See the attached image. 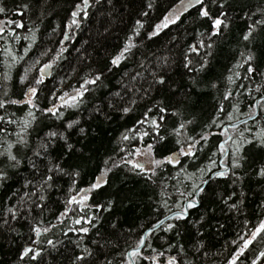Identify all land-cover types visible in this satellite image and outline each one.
I'll use <instances>...</instances> for the list:
<instances>
[{"label":"trees","instance_id":"1","mask_svg":"<svg viewBox=\"0 0 264 264\" xmlns=\"http://www.w3.org/2000/svg\"><path fill=\"white\" fill-rule=\"evenodd\" d=\"M150 2L152 8L147 7L149 0H111V3L100 0L98 4L93 0L87 19L82 18L83 13L77 17V28L71 25L72 13L81 0H4L8 11L7 14H0V27L5 28L3 38H0V98H4L3 92L7 91L10 98L21 99L26 85L20 84V78L24 76L25 70H29L27 83L30 84L37 76L38 69L47 62L54 61V66L51 75L40 86V108L50 107L54 103L59 105L61 101L58 97L74 87H81L83 79L89 78V73L103 74L102 84L88 85L93 90L85 93L78 108H61L63 119L36 113L39 119L30 137L31 142L39 143L49 130L63 133L66 141L56 138L55 147L50 149V159L58 161L67 173H79L78 176L64 175L58 180V187L49 193L48 209L43 219L46 225L50 222L58 227L52 229L47 237L63 243L58 244L59 251H53L50 256L45 254L44 264H67V258L79 251L75 241L80 237H83L82 244L89 247H96L91 245L92 239L99 240L105 249L101 259L106 256L113 264H119L146 232H152L153 235L148 239L151 248L142 249L143 255H151L152 248L164 251L165 257L177 255L175 247L171 251L166 249L169 245L183 244L187 258L193 260L194 264H228L243 243L240 236L264 220V178L257 175V170L264 166V147L245 145L243 155L247 159L242 162V168L234 170L235 176L231 171L227 177L213 176L214 172L223 171L225 165L230 164L232 140L238 138L239 132L244 131L245 136L251 137L264 129V107H261L264 104V76L261 75L264 73V28L254 34L252 42L243 40L248 26L261 19L260 10L264 9V0H219L224 3V8L212 7L211 12L213 16H224L226 13L227 27H222L221 34L212 36L210 41V22L199 18L196 8H189L176 24L159 36L148 39L147 33L152 31L154 24L179 0ZM23 4L28 5V10L21 16L18 13ZM145 11L149 13L147 17L142 15ZM9 20L16 24L23 23L25 27L16 28L15 24L7 23ZM137 20L144 23L140 35L135 37L134 42L138 47L132 50L129 59L119 68L109 71L111 58L133 35ZM28 29L36 34L34 42L23 39L26 35L30 36ZM12 31L21 37L19 41L10 34ZM200 33H204V36L201 37ZM201 39L205 45L211 43L212 47L200 48L198 54L191 52L189 45ZM28 44H32V48L22 60L14 61L11 55L6 54L5 49L10 48L13 55L20 57ZM249 51L255 57L252 62L256 69L254 79L243 78L247 75L245 69L248 65L236 67L238 62L243 64L241 53L247 54ZM57 54L61 57L58 61L55 60ZM164 56L169 57L171 64L168 78L171 88L155 89L150 98L143 100L137 97L138 104L126 115L119 111L121 105L127 106L129 99V95L122 91V86L128 83L130 76L140 71L139 63L143 61L147 66ZM37 59L39 64L35 63ZM186 59H190L196 67L201 61H206L207 68L199 74L190 72L184 67ZM230 75L234 82L227 80ZM193 77L196 79L195 85ZM212 84L217 87L213 88ZM228 91L233 95L225 100L224 95ZM117 92L125 96L123 102L114 95ZM157 101H163L171 111L179 110L182 113L180 117L171 114L166 116L162 134L167 135L182 119L192 121L187 125L186 135L195 138H199L202 132L212 135L208 141L201 142L203 151L197 153V158L181 157V165H165L163 170L156 169V175L152 176L151 172L132 171L130 165H123L121 161L122 158L134 159L135 156L129 153L138 147L144 148L150 142L149 137L141 141L129 130L148 128L147 124L141 126L138 122L145 119L147 109H154V102ZM221 105L223 112L220 111ZM237 107L239 111H236ZM27 111V105H11L7 115L20 120ZM250 112L257 115L255 120L249 117ZM0 114H5L4 110H0ZM214 120L216 123L212 124ZM71 121L79 123L67 129V123ZM8 127L11 131L16 125ZM81 128L84 129L83 133L80 132ZM125 134L135 138L124 140ZM174 140L175 137H170L164 144L156 145V158L175 151ZM222 143H225L228 153H220L218 145ZM69 144L72 145L71 151L67 148ZM213 159L216 165L212 164ZM114 163L121 166L113 167ZM106 168H111L106 177L107 184L89 193L90 198L86 203L90 207L81 212L78 205H70L76 211L69 212L67 219L60 224L58 217L65 211L64 201L69 195H77L73 189L89 188ZM208 168H212V172H208ZM201 169L205 172L201 173ZM30 172V167L24 165L15 174H10L8 183L0 187V213L7 215L5 208L12 205L14 193L21 190L25 179L30 178ZM202 178L208 180L207 184H201L204 192L191 197L198 200V206L189 210L187 220L171 219L177 210L175 205L186 203L189 199L187 194ZM233 193L229 203L236 202L241 211H229L223 203ZM163 200L172 206V211L161 208ZM80 216L98 217L94 221L96 227L91 228L84 223V227L91 228L89 234L69 232L65 237L64 232L68 228L80 227L74 224V220ZM160 220L165 223L160 229H153V225ZM168 224H176L180 235H176L175 229L172 232L164 231ZM30 236L34 234L25 220L12 221L11 226L0 228V264H28L27 260L21 262L19 256L24 247L31 245ZM197 242L204 244L200 253L193 248ZM260 251H264V238H258L238 264H252ZM165 257L160 258L161 264H164ZM259 264H264V258L259 259Z\"/></svg>","mask_w":264,"mask_h":264},{"label":"snow or ice","instance_id":"2","mask_svg":"<svg viewBox=\"0 0 264 264\" xmlns=\"http://www.w3.org/2000/svg\"><path fill=\"white\" fill-rule=\"evenodd\" d=\"M111 3V0H108ZM226 2V0H225ZM95 3H100V0H95ZM93 0H81V4L76 5V11L72 13L71 25L79 27V20L77 17L81 16L83 13V19L88 17V9L92 7ZM152 3L149 0L147 4L148 8H152ZM218 6L220 9L224 8V3H220L219 0H179V3L172 8L163 18L155 23L152 31L147 33L148 39H153L154 37L159 36L164 30L168 29L171 25L176 24L180 17L189 9L196 8L199 18L206 19L210 22L211 32L208 35L209 41L212 36H219L221 34L222 27H227V21L225 19L226 13L224 16L216 15L213 16L211 12L212 7ZM28 10V5H21V11L18 13L23 16ZM7 8L4 6V0H0V14H7ZM142 15L147 17L149 13L147 11L143 12ZM261 19L254 21L248 26V31L243 36V40L246 42H252L255 39V33L260 29L264 28V9L260 10ZM9 24H15L16 28L23 29L25 25L23 23L16 24L15 21H7ZM70 25V26H71ZM144 28V23L141 20H137L134 28L133 35L127 38V42L124 44L123 48L115 54L111 60L109 71L112 68H119L120 65L129 59L132 54V50L137 48L138 45L134 42L135 37L140 35L141 29ZM30 36L26 35L23 37L24 40L31 39L33 42L36 40V34L31 29H28ZM5 32L4 27H0V38H3ZM17 41L21 39L15 31L10 33ZM200 36L203 37L204 33H200ZM67 38V37H66ZM208 47L211 48L212 44L209 43L205 45L204 40H199L196 44H190L189 49L193 53H197L200 48ZM32 44H28L23 49V55L17 57L12 54L11 49H5L6 54L11 55L14 61L22 60L24 56L28 54ZM63 49L62 51H66ZM47 53H42L46 55ZM210 54V53H208ZM187 56V53H185ZM241 56L244 57L243 64L237 63L236 67H243L244 64L248 65L245 69L247 75L243 77L244 79H254V74L256 69L252 66L254 61V55L249 51L247 54L241 53ZM60 54H57L55 60H59ZM36 64H39V59L36 60ZM54 66L53 62H47L38 69V74L33 78L32 82L28 84V71L25 70L24 76L20 78V84L26 85L22 91L21 99H12L8 96L7 91L3 92V97L0 98V110H4L5 114H0V187L6 185L10 179V174H15L20 170L24 165L30 167V178L25 179V183L22 185L21 190L17 193H14L15 199H12V205L5 208L7 215L0 213V228L5 225L11 226L12 221L25 220L29 222L30 232L34 236H30L31 245L23 248L22 253L19 256L21 262L28 261V264L32 262H38V264H44L45 254L50 256L53 251H59L58 244H62L63 241H54L51 238L47 237V234L52 231V229L57 228L56 224H45L43 219V214L48 209V200L50 198L49 193L58 187V180L64 175H73L78 176L79 173H67L63 169L58 161H53L50 159L52 153L51 148L55 147L56 138L59 137L62 140L66 141V137L63 133H58L54 130H49L44 134V137L39 141V143H32L30 137L32 132L36 130L37 127V117L36 113L39 112L41 116L54 117L57 120L63 119L64 113L61 111V108H78L79 105L84 100V95L88 91L93 89L89 88L88 85H97L103 83V74L89 73V78L83 79L81 87L73 88L71 92L61 94L58 99L61 101L59 105L52 104L50 107L40 108L38 103V94L41 92L40 86L45 83V78L51 75V70ZM184 67L190 72L199 74L207 68V62L201 61L199 67H196L190 59H186L184 62ZM140 71L135 72L134 75L129 77L128 83L123 84L122 91L129 95L127 100V106L121 105L119 111L123 114H128L132 112L139 100L145 98H150L151 93L155 89L163 90L164 88H171V85L168 83L169 71L171 69V64L169 57H159L153 64L145 65L141 61L138 65ZM147 73V75H145ZM234 75L239 76V73H234ZM264 76V73H261ZM125 76H128V73H125ZM229 82L233 81V76L230 75L227 77ZM196 84V79L193 77V85ZM147 85V87H145ZM213 88L217 87L216 84L211 85ZM243 87V85H241ZM259 87L257 91H259ZM116 97H119L120 101L125 100V96L121 92L114 94ZM233 95L231 91L226 92L224 99L228 100ZM251 95V91H249ZM139 97V100L137 99ZM155 107H149L145 113V119L140 120L138 123L143 126L148 125L147 129L141 128L138 130L136 128L130 129L129 131L135 133V137H138L139 140L143 141L145 137H149L150 142L146 143L144 148H136L134 152L129 153L130 156L144 157V160H133V159H124L122 158L121 164L130 165L132 171H138L140 173L151 172L152 176L156 175V169H164L165 165H181V157L184 158H197V153L203 151L202 141L206 142L209 140L212 133L202 132L199 138L190 137L186 135L187 125L191 124L192 121L180 120L177 125H174L170 132L167 135L162 134V129L164 127V121L166 116L171 114L172 116L180 117L182 113L177 111H171L168 106L164 104L163 101L154 102ZM11 105L16 106H28V111L26 116L23 119L16 120L9 118L7 115V109ZM261 107H264V104H261ZM220 111L223 112L224 108L221 105ZM236 111H239V108H236ZM151 114V115H149ZM13 116L15 113L12 114ZM249 117L253 120L257 118V115L254 113H249ZM152 116H156L155 119ZM229 120H231V115H229ZM79 121H71L67 123V129H71L74 125L78 124ZM216 121H212V124H215ZM16 125V128H13L11 131L8 126ZM248 132H252L251 129H247ZM80 132L83 133L84 129L81 128ZM227 132V129H225ZM9 137H14V139H9ZM135 137L125 134L123 136L124 140L133 139ZM170 137H175L174 143L176 145L175 151H171L170 154L162 157L156 158L155 147L156 145H162ZM229 140L232 137H228ZM227 143V141H225ZM225 143L219 144L218 148L220 153H228V148L225 147ZM233 151L232 159L230 164H226L223 171H217L213 173V176L218 177H227L229 172H232V175L235 176V169L243 167V161L247 159L243 155V150L245 145L255 144L257 147H264V129L260 132H256L251 137L245 136L244 131L239 132L238 138L232 140ZM199 146V147H198ZM69 151L72 149V145H67ZM30 153V154H29ZM215 153L213 154V156ZM107 163V162H106ZM121 164L114 163L113 167H120ZM212 164L216 165V161L213 159ZM111 171V168H106L101 176L96 178V181L87 189L76 190L77 195H69L68 198L64 201L65 211L60 213V224L64 223V219H67L68 213L76 211L71 209L70 205H78L79 211L83 212L85 208L90 207L86 202L88 201L89 193L99 189L104 184H107V174ZM201 173H204L205 170L201 169ZM208 172H212V168L207 169ZM257 175L260 178H264V166L260 167L257 170ZM151 178V177H149ZM208 180L201 179L199 184L193 185L192 192H189L187 195L189 199L186 203L176 204V211L173 212L171 219L173 220H187L188 212L190 209H193L198 206V200L192 199L193 196H199L204 192V188L201 187V184H207ZM232 195H229L228 199L223 200V203L227 205L229 211H241L239 205L236 202L229 203V200L232 199ZM79 196V198H77ZM11 199V198H10ZM100 207V206H97ZM161 208L172 211V206H170L167 200H163L161 203ZM160 211V209H157ZM63 218V219H61ZM98 217L87 218L86 216H80L74 220L75 225H80L79 228L70 227L67 231L64 232V236L67 237L69 232H79L85 235L89 234L91 228H95L96 225L94 221ZM87 223L90 227H84L83 224ZM165 222L160 220L157 224L153 225V229H160L161 225ZM115 228V225H113ZM176 230V235H180V232L176 224H168L167 228L164 231L172 232ZM15 231V229H12ZM99 235V233H97ZM153 235L152 232H146L145 236L138 239L132 251L127 252L126 258H122L119 261V264H161V257H165L164 251H159L158 249L152 248L151 255H143L142 249L151 248V244L148 243V239ZM202 235V234H201ZM43 238V239H42ZM258 238H264V220H261L258 225L253 226V229L249 232L244 233L240 236V240L243 241L242 245L239 247L238 251L231 256V259L228 261V264H238L240 258L244 255L246 250L253 245ZM83 237H80L75 241L76 247L79 251L73 252L67 258V264H113V261L108 259L106 256L101 259V253L105 251L104 245L100 243L97 239H92L90 241L91 245L96 247H89L82 244ZM236 243V241H233ZM175 247L177 250V255H169L165 257L164 264H194V261L187 258V252L185 251L184 245H169L166 251H171ZM195 252L200 253L201 249L204 248L202 242H197L193 245ZM206 255V253H203ZM124 257V254H121ZM264 258V251L259 252L257 259L252 260V264H259V259Z\"/></svg>","mask_w":264,"mask_h":264},{"label":"rangeland","instance_id":"3","mask_svg":"<svg viewBox=\"0 0 264 264\" xmlns=\"http://www.w3.org/2000/svg\"><path fill=\"white\" fill-rule=\"evenodd\" d=\"M72 90H70V91H68V92H71ZM67 93V92H66ZM137 159H139V160H144L145 158L144 157H136L135 156V158L133 159V160H137ZM77 198H79V196H77Z\"/></svg>","mask_w":264,"mask_h":264}]
</instances>
